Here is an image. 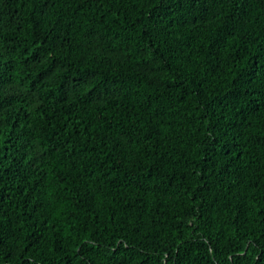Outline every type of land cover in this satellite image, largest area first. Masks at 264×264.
Wrapping results in <instances>:
<instances>
[{
  "label": "trees",
  "instance_id": "16d2710c",
  "mask_svg": "<svg viewBox=\"0 0 264 264\" xmlns=\"http://www.w3.org/2000/svg\"><path fill=\"white\" fill-rule=\"evenodd\" d=\"M0 264H264V0H0Z\"/></svg>",
  "mask_w": 264,
  "mask_h": 264
}]
</instances>
